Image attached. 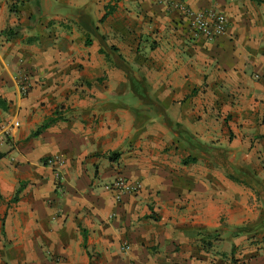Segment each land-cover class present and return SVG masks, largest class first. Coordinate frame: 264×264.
<instances>
[{
	"label": "crops",
	"instance_id": "0c3cea01",
	"mask_svg": "<svg viewBox=\"0 0 264 264\" xmlns=\"http://www.w3.org/2000/svg\"><path fill=\"white\" fill-rule=\"evenodd\" d=\"M0 100V264H264V0H0Z\"/></svg>",
	"mask_w": 264,
	"mask_h": 264
},
{
	"label": "built area",
	"instance_id": "2783aa9c",
	"mask_svg": "<svg viewBox=\"0 0 264 264\" xmlns=\"http://www.w3.org/2000/svg\"><path fill=\"white\" fill-rule=\"evenodd\" d=\"M158 1L165 2L166 0ZM177 6L182 12H184L185 15H189V17H191L188 24L194 34L201 35L205 38H212L224 32L226 21L222 13L210 9L193 12L182 3H177ZM17 81L19 88L22 91L26 90L27 77L23 71H19L17 73ZM45 164L51 167L56 176L57 169L63 165V159L59 156H49L45 158ZM110 183L111 184L105 187L113 188L119 192L134 191L138 187V184L132 185V183H129L121 174H116ZM114 197L117 198L118 194ZM121 248L127 249V245L123 244L121 245Z\"/></svg>",
	"mask_w": 264,
	"mask_h": 264
},
{
	"label": "trees",
	"instance_id": "16d2710c",
	"mask_svg": "<svg viewBox=\"0 0 264 264\" xmlns=\"http://www.w3.org/2000/svg\"><path fill=\"white\" fill-rule=\"evenodd\" d=\"M111 8H108L107 10H105V12L103 13V15L101 16V19L102 17H104L109 11H110ZM120 62L122 61L121 57L119 55H117L116 57ZM120 67L121 69H123V71L125 72V74L128 73V68L126 65H124L123 63L121 64L120 63ZM5 106L4 102L0 100V107L3 108ZM54 114V113H53ZM55 117H53V115L51 116H48L46 117L43 122L33 131V135L38 133L40 130L44 129L45 127H47L53 120H54ZM166 125L170 126V121H168L166 123ZM171 127V126H170ZM169 127V128H170ZM180 137L183 139V141L185 142V144L189 145V147L193 146L192 144V141H191V137L188 135V133H186L185 131H183V134L181 135L180 134ZM201 147V148H200ZM200 149H206L208 148V146L206 144H200ZM204 151V150H203ZM2 155V153H0V156ZM115 155V154H110V157L112 158V156ZM193 158L192 157H186L185 159H183V162L186 163L187 161H192ZM233 168V167H232ZM235 173H244V175L246 176V179H236L234 177H232L231 174L228 175V177L235 181V182H238V183H241V184H244L246 185L247 187L251 188L254 192H256V194L258 195L259 193H261V202H262V205L264 207V185L262 184V182L256 178L253 174H251L248 170L240 167V168H237L236 170H234ZM249 181H251L252 183L254 182L255 185H256V189L254 187V185H252ZM20 190V186L16 189L15 191V194L13 195L12 199L15 200L16 199V195L17 193L19 192ZM260 225H264V215H263V218L261 220V223Z\"/></svg>",
	"mask_w": 264,
	"mask_h": 264
},
{
	"label": "rangeland",
	"instance_id": "374dc122",
	"mask_svg": "<svg viewBox=\"0 0 264 264\" xmlns=\"http://www.w3.org/2000/svg\"><path fill=\"white\" fill-rule=\"evenodd\" d=\"M188 25H189V24H188ZM249 182H250L252 185H254L255 189L257 188L254 182H253V183H252L251 181H249ZM261 182H262V181H261ZM262 184L264 185L263 182H262Z\"/></svg>",
	"mask_w": 264,
	"mask_h": 264
}]
</instances>
